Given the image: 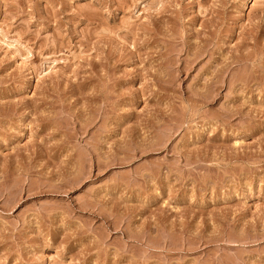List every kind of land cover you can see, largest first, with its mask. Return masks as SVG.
I'll use <instances>...</instances> for the list:
<instances>
[{"label":"rangeland","instance_id":"obj_1","mask_svg":"<svg viewBox=\"0 0 264 264\" xmlns=\"http://www.w3.org/2000/svg\"><path fill=\"white\" fill-rule=\"evenodd\" d=\"M0 264H264V0H0Z\"/></svg>","mask_w":264,"mask_h":264},{"label":"bare ground","instance_id":"obj_2","mask_svg":"<svg viewBox=\"0 0 264 264\" xmlns=\"http://www.w3.org/2000/svg\"><path fill=\"white\" fill-rule=\"evenodd\" d=\"M160 24V23H159ZM192 35V34H191ZM181 43V42H180ZM180 49H181V46H180ZM178 52V51H177ZM195 54V53H194ZM203 55V54H202ZM195 56H197V55H195ZM194 57V56H193ZM233 57V56H232ZM199 59V58H198ZM193 63V62H192ZM176 64V63H175ZM238 67H240V66H238ZM242 67V66H241ZM172 73V72H171ZM235 74V73H234ZM240 74V73H239ZM234 76V75H233ZM237 77V76H236ZM247 83V82H246ZM202 98V97H201Z\"/></svg>","mask_w":264,"mask_h":264}]
</instances>
